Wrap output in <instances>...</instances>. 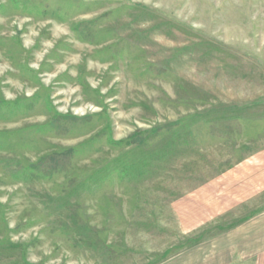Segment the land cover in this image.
Wrapping results in <instances>:
<instances>
[{
    "label": "rangeland",
    "instance_id": "rangeland-1",
    "mask_svg": "<svg viewBox=\"0 0 264 264\" xmlns=\"http://www.w3.org/2000/svg\"><path fill=\"white\" fill-rule=\"evenodd\" d=\"M260 254L264 0H0V264Z\"/></svg>",
    "mask_w": 264,
    "mask_h": 264
},
{
    "label": "trees",
    "instance_id": "trees-1",
    "mask_svg": "<svg viewBox=\"0 0 264 264\" xmlns=\"http://www.w3.org/2000/svg\"><path fill=\"white\" fill-rule=\"evenodd\" d=\"M88 25H90V23L89 22H81L77 27H78V30H81V28L82 27H87ZM58 118H60V117H58ZM66 118V117H65ZM243 118V117H242ZM67 119H70L71 121H77V119L76 118H74V117H69V118H67ZM154 132H155V134H157L158 133V130L157 129H154L153 130ZM149 138V135L147 134V135H140L139 133H135V134H133L132 136H131V141L130 142H133V143H135V142H138V143H140V144H143L147 139ZM91 140L89 141H85L81 146H83L84 144H91ZM109 142L112 144V145H115V146H119L120 144L119 143H116V142H114L112 139H109ZM78 147L79 146H75V147H72V148H70V149H68L66 152H61L60 151V153L61 154H63V156L62 155H59V153H56V154H54L53 155V162H52V167L53 168H56V169H58V170H64V168H65V166L67 165V163H66V158L68 157V158H70V154H73V153H76L77 151H78ZM69 154V155H68ZM67 161H68V159H67ZM120 161V159L117 161V162H114V163H108V166H106V167H104V170H107V168L108 167H111V166H116V165H118V162ZM100 171H98V173H99ZM98 173H94V174H98ZM107 175V174H106ZM105 175V176H106ZM104 176V177H105ZM103 179V178H102Z\"/></svg>",
    "mask_w": 264,
    "mask_h": 264
},
{
    "label": "crops",
    "instance_id": "crops-1",
    "mask_svg": "<svg viewBox=\"0 0 264 264\" xmlns=\"http://www.w3.org/2000/svg\"><path fill=\"white\" fill-rule=\"evenodd\" d=\"M260 246H261V245H260ZM260 246L256 245V247H254V248L250 247L249 249H250L251 252H254V251H256L257 247H260ZM261 258H262V257H261V254H260V255H258V257L255 259V261L258 262L257 264H261Z\"/></svg>",
    "mask_w": 264,
    "mask_h": 264
}]
</instances>
